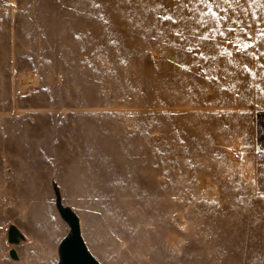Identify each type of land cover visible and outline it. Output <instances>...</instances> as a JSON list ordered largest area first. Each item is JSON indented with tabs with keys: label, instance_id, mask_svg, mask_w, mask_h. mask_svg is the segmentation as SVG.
Listing matches in <instances>:
<instances>
[{
	"label": "rangeland",
	"instance_id": "obj_1",
	"mask_svg": "<svg viewBox=\"0 0 264 264\" xmlns=\"http://www.w3.org/2000/svg\"><path fill=\"white\" fill-rule=\"evenodd\" d=\"M209 1L0 0V264H264L236 107L264 45Z\"/></svg>",
	"mask_w": 264,
	"mask_h": 264
},
{
	"label": "crops",
	"instance_id": "obj_2",
	"mask_svg": "<svg viewBox=\"0 0 264 264\" xmlns=\"http://www.w3.org/2000/svg\"><path fill=\"white\" fill-rule=\"evenodd\" d=\"M208 4L217 14L211 21H219L212 28H228L233 33L246 31L245 35L240 33V37H232L231 44L264 45V36L261 35L264 31V0H212ZM254 57L246 60L249 62L246 64L247 70L252 66L253 71L255 67L254 75L246 77L245 90L243 94L239 93L236 100L239 104L236 107L252 112L250 124L254 144L245 155L251 160L253 173H258L260 159L264 156V52L254 54ZM256 178L251 187L264 189L259 175Z\"/></svg>",
	"mask_w": 264,
	"mask_h": 264
},
{
	"label": "water",
	"instance_id": "obj_3",
	"mask_svg": "<svg viewBox=\"0 0 264 264\" xmlns=\"http://www.w3.org/2000/svg\"><path fill=\"white\" fill-rule=\"evenodd\" d=\"M74 236L77 237L76 230H73ZM25 236L15 225H11L7 231V240L10 244H17L23 240ZM78 239V237H77ZM10 255L14 259H18L16 249L13 247L10 249ZM62 264H90L87 256L83 252V246L79 240L75 242H66L62 247Z\"/></svg>",
	"mask_w": 264,
	"mask_h": 264
},
{
	"label": "snow or ice",
	"instance_id": "obj_4",
	"mask_svg": "<svg viewBox=\"0 0 264 264\" xmlns=\"http://www.w3.org/2000/svg\"><path fill=\"white\" fill-rule=\"evenodd\" d=\"M199 2H200V3H205L206 0H199ZM205 14H209V15H211V16H213V18H216V16H217V14L212 10L211 7L208 8V12H207V13H202V15H205ZM160 19H163V20H170V21H173V23H175V21L173 20V17H171V16H163V17H161ZM176 34H177V35H182V33H179V32H177ZM261 35L264 36V31L261 32ZM200 38H201V39H204V40H207V39H208L207 36H202V37H200ZM250 46H251V45L245 44V45L243 46V50L246 51L247 48L250 47ZM187 50H188L189 52H192V51H193V49L190 48V47H189ZM237 50H238V51L241 50V48H240L239 45H237ZM200 55L203 56V53H200ZM181 67H184V66L182 65ZM245 67H246V66H245Z\"/></svg>",
	"mask_w": 264,
	"mask_h": 264
}]
</instances>
